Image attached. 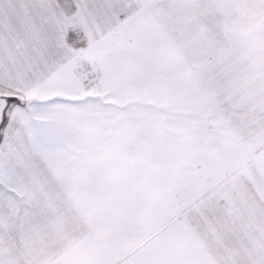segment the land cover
Returning a JSON list of instances; mask_svg holds the SVG:
<instances>
[{
    "label": "snow or ice",
    "instance_id": "6c2138e0",
    "mask_svg": "<svg viewBox=\"0 0 264 264\" xmlns=\"http://www.w3.org/2000/svg\"><path fill=\"white\" fill-rule=\"evenodd\" d=\"M0 264H264V0H0Z\"/></svg>",
    "mask_w": 264,
    "mask_h": 264
}]
</instances>
